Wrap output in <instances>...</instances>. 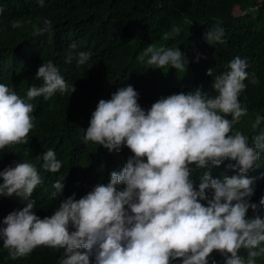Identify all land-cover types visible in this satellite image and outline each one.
<instances>
[{
	"label": "clouds",
	"instance_id": "obj_1",
	"mask_svg": "<svg viewBox=\"0 0 264 264\" xmlns=\"http://www.w3.org/2000/svg\"><path fill=\"white\" fill-rule=\"evenodd\" d=\"M37 3L43 7L45 0ZM185 22L193 23L187 18ZM19 25L18 20L11 22L12 28ZM52 30V21L43 18L33 25L32 34ZM173 34L178 30L164 32L162 38ZM223 37L219 22L204 34L210 45L223 43ZM68 48L75 50L77 44ZM90 56L87 51H70L65 62L75 59L79 67ZM137 59L153 69L187 68L178 47L151 43ZM248 68L247 58L239 55L227 61L212 79L215 95L197 88L161 96L144 109L139 93L128 84L109 99H99L83 143L98 144L109 153L127 147L131 155L119 171L109 173L107 183L97 182L78 199L72 193L50 216L41 218L34 211L32 193L42 183L36 165L24 160L6 165L0 170V197L14 196L23 207L0 220L2 247L12 259L26 257L38 246L63 249L57 264H217L210 255L214 250L223 264H257L258 258L264 259V194L258 203L252 202L254 179L245 175L259 166L264 152V116H255L251 137L234 127L248 111L238 99L247 87L245 80L259 83ZM207 74L212 75V68ZM35 78L42 83L30 86L24 98L0 83V150L28 142L35 126L34 98L46 101L56 93L75 91L52 60L37 68ZM36 159L50 173L62 167L51 148ZM222 164L225 171L213 177V167ZM200 170L197 183L193 174ZM228 170L235 174H226ZM63 181L52 184L50 199L62 195ZM249 209L251 216L246 215Z\"/></svg>",
	"mask_w": 264,
	"mask_h": 264
},
{
	"label": "trees",
	"instance_id": "obj_2",
	"mask_svg": "<svg viewBox=\"0 0 264 264\" xmlns=\"http://www.w3.org/2000/svg\"><path fill=\"white\" fill-rule=\"evenodd\" d=\"M43 18L52 21L53 30L34 37L33 25ZM186 18L193 23H186ZM14 20L20 21L19 27H11ZM216 22L224 30L223 43L210 45L204 34ZM172 29L178 34L163 39V33ZM72 42L77 44L75 50L68 48ZM151 43L178 47L187 58L185 71L153 69L138 60ZM70 51H87L91 56L78 67L75 59L65 62ZM237 55L247 58L248 71L259 80L256 85L245 80L247 87L238 97L248 111L234 127L251 137L255 116H264V0H45L43 7L37 0H0V83L24 98L30 86L42 83L35 78L37 68L52 60L75 88L71 95L56 93L46 101L43 97L31 101L35 126L28 133V142L0 150V170L12 161L35 164L42 183L32 193L34 211L41 218L50 216L72 193L78 199L97 182L107 183L109 173L119 171L131 155L127 147L109 153L98 144L83 143L84 129L99 99H109L118 87L128 84L139 93L138 103L144 109L161 96L197 88L215 95L212 79ZM49 148L62 161L56 173L42 169V161L36 159ZM258 165L245 174L254 179L251 201L256 203L264 194V152ZM202 171L193 174L197 183ZM223 171L222 164L213 167L211 175ZM226 174L235 173L228 170ZM56 180L63 181L64 188L52 200L49 196ZM22 207L14 196L0 197V220ZM246 215H253L252 210ZM62 253L63 249L38 246L28 256L12 259L0 241V264H57ZM240 254L246 255V250L241 249ZM210 255L223 264L219 252ZM257 264H264V259L258 258Z\"/></svg>",
	"mask_w": 264,
	"mask_h": 264
}]
</instances>
